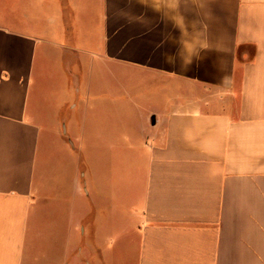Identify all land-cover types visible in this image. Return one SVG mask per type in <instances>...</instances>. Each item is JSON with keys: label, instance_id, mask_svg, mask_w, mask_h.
<instances>
[{"label": "crops", "instance_id": "1", "mask_svg": "<svg viewBox=\"0 0 264 264\" xmlns=\"http://www.w3.org/2000/svg\"><path fill=\"white\" fill-rule=\"evenodd\" d=\"M183 10L0 0V264H264V0Z\"/></svg>", "mask_w": 264, "mask_h": 264}, {"label": "clouds", "instance_id": "2", "mask_svg": "<svg viewBox=\"0 0 264 264\" xmlns=\"http://www.w3.org/2000/svg\"><path fill=\"white\" fill-rule=\"evenodd\" d=\"M137 2L163 16L171 23L172 28L180 33L176 38L177 53L175 55L164 54L166 62L175 64L176 59H179L182 67L190 66L194 59L202 58V52L212 50L207 41L199 43L198 37L193 35V33H206L207 25L202 21L189 22L183 10L187 9L189 3L194 0H137ZM117 18L127 19L128 14L122 9L118 10Z\"/></svg>", "mask_w": 264, "mask_h": 264}, {"label": "rangeland", "instance_id": "3", "mask_svg": "<svg viewBox=\"0 0 264 264\" xmlns=\"http://www.w3.org/2000/svg\"><path fill=\"white\" fill-rule=\"evenodd\" d=\"M119 167H120V164H119ZM119 170H124V167L122 166V168H118V170L117 171H119ZM87 203L89 202L88 200L86 201ZM118 225H119V234H120V232L121 231H124L123 229H124V227H126V224H125V222H118Z\"/></svg>", "mask_w": 264, "mask_h": 264}]
</instances>
